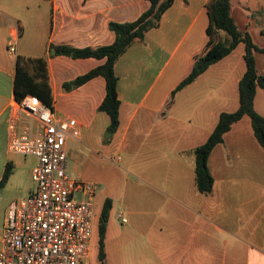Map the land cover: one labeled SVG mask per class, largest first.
Segmentation results:
<instances>
[{"label":"crops","instance_id":"1","mask_svg":"<svg viewBox=\"0 0 264 264\" xmlns=\"http://www.w3.org/2000/svg\"><path fill=\"white\" fill-rule=\"evenodd\" d=\"M210 1L175 0L159 27L117 60L119 127L106 138L109 119L97 111L105 97L104 79L96 77L70 91L63 88L104 60L50 57L49 48L111 45L115 36L109 23L136 21L149 3L0 0V181L6 165L12 166L0 190V201L12 195L0 236L9 205L31 192L33 166L21 167L8 149V115L18 112L13 95L16 59L44 58L55 116L74 119L80 128L79 139L69 141L92 152L118 154L121 181L105 199L110 201L106 264H264V149L250 120L244 117L232 125L211 152V193L198 192L194 172L195 149L206 142L221 113L238 109L244 44L172 97L208 43ZM221 37L228 41L223 33ZM12 43L15 53L9 51ZM115 213L118 226L111 217ZM94 224L95 218L93 229Z\"/></svg>","mask_w":264,"mask_h":264},{"label":"built area","instance_id":"2","mask_svg":"<svg viewBox=\"0 0 264 264\" xmlns=\"http://www.w3.org/2000/svg\"><path fill=\"white\" fill-rule=\"evenodd\" d=\"M9 51L16 52L14 43ZM15 107L18 112L8 115V149L35 159L33 190L8 207L0 236V264H90L97 186L66 171L67 142L79 139V125L71 118H57L32 95ZM75 194L80 200L74 199Z\"/></svg>","mask_w":264,"mask_h":264},{"label":"trees","instance_id":"3","mask_svg":"<svg viewBox=\"0 0 264 264\" xmlns=\"http://www.w3.org/2000/svg\"><path fill=\"white\" fill-rule=\"evenodd\" d=\"M149 3V8L134 22L109 23V30L115 40L111 45L97 48L76 49L70 46H50L49 56H65L73 60L96 59L104 63L96 69L75 78L63 85L66 91L76 89L88 81L102 77L105 81V97L97 111L104 113L109 119L107 132L114 134L119 127V108L117 86L118 78L115 74L117 60L134 43L144 40L146 33L159 27L164 13L172 6L175 0H143ZM209 25L207 28L208 43L203 52L196 56L188 76L183 79L172 93L184 89L192 84L210 66L218 63L230 55L238 46L244 44L243 60L245 72L238 83V109L233 113H221L218 122L204 144L194 151L195 180L199 193H211L213 178L208 168V158L213 149L223 142L224 135L232 125L247 117L255 139L264 149V118L254 109V99L257 89L264 91V75H258L255 54L264 55V47H258L247 31H241L231 15L230 0H211L207 5ZM221 33L227 36L223 41ZM13 95L16 102L27 95L38 98L45 106L52 109V95L48 83L47 64L44 58L17 57ZM12 173V166L7 164L0 181V190L7 183ZM110 211V201L106 200L98 219L99 233V264L105 263L104 237Z\"/></svg>","mask_w":264,"mask_h":264},{"label":"rangeland","instance_id":"4","mask_svg":"<svg viewBox=\"0 0 264 264\" xmlns=\"http://www.w3.org/2000/svg\"><path fill=\"white\" fill-rule=\"evenodd\" d=\"M232 15L236 20V24L241 30H246L253 39V42L258 46L264 47V0H233L232 1ZM246 10V12H245ZM240 52V49L239 51ZM235 53L234 56L236 59ZM256 67L258 71H264V55H256ZM221 75L217 76L220 78ZM232 88V87H231ZM255 111L264 117V91L258 90V94L254 100ZM107 134V133H106ZM104 134V137L106 136ZM67 158L66 171L67 174L77 180L86 183H91L97 186V190L93 199V211L95 224L92 231V252L90 264H98V221L102 207L108 193H115L121 181L122 171L121 165L115 163L117 153L101 154L103 151L92 152L87 147H83L80 143L69 141L67 144ZM13 159L24 169L29 170L35 164L32 157H20L12 155ZM33 185L31 183V191ZM12 195L3 197L0 201V228L3 224L4 209L8 204V200ZM80 194H75L74 199L80 200ZM114 218V225L118 226L120 223L116 219V213L112 216ZM113 220V219H112Z\"/></svg>","mask_w":264,"mask_h":264},{"label":"water","instance_id":"5","mask_svg":"<svg viewBox=\"0 0 264 264\" xmlns=\"http://www.w3.org/2000/svg\"><path fill=\"white\" fill-rule=\"evenodd\" d=\"M108 136H110V133H107V136H106V138H107Z\"/></svg>","mask_w":264,"mask_h":264}]
</instances>
